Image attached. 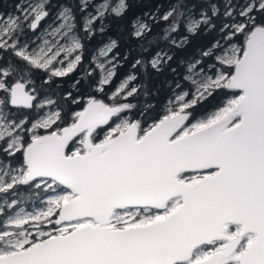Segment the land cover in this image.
I'll return each instance as SVG.
<instances>
[{"label":"snow or ice","instance_id":"obj_1","mask_svg":"<svg viewBox=\"0 0 264 264\" xmlns=\"http://www.w3.org/2000/svg\"><path fill=\"white\" fill-rule=\"evenodd\" d=\"M0 264H264V0H0Z\"/></svg>","mask_w":264,"mask_h":264},{"label":"trees","instance_id":"obj_2","mask_svg":"<svg viewBox=\"0 0 264 264\" xmlns=\"http://www.w3.org/2000/svg\"><path fill=\"white\" fill-rule=\"evenodd\" d=\"M154 3H166V0H154ZM5 10H10V9H5ZM135 11H140V9H135ZM133 55H135V53H133ZM126 69H127V66H126ZM70 83H71L70 81H65L64 87L68 88L70 86ZM22 191L26 192V190H22Z\"/></svg>","mask_w":264,"mask_h":264}]
</instances>
